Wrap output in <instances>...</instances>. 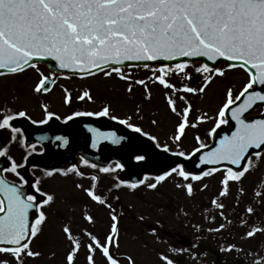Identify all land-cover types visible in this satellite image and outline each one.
<instances>
[{
	"label": "snow or ice",
	"instance_id": "6c2138e0",
	"mask_svg": "<svg viewBox=\"0 0 264 264\" xmlns=\"http://www.w3.org/2000/svg\"><path fill=\"white\" fill-rule=\"evenodd\" d=\"M48 61L54 65H50L52 71L46 75L39 64ZM140 68L150 75L134 79L132 70ZM28 70L37 74L31 91L38 96L50 93L58 76L117 78L126 82L129 94L134 85L143 87L147 101L152 99L149 85L161 87L165 90L168 110L178 117L170 137L176 150L133 122L134 115L140 116V105L134 115L124 117L114 114L107 103L97 111L77 110L61 117L42 103L44 116L37 120L29 115L27 108H15V99L6 101L0 107V264H25L26 258L42 255L31 245L43 233L48 211L57 200L54 193L44 189L43 177L56 174L90 180V186L81 182L75 187L91 203L110 210L111 223L102 238L88 228L75 235L69 225L63 226L62 232L70 243L66 264H76L82 248L86 249L85 264H97V253L104 264H137L131 254L120 253L122 214L117 215L109 197L98 191L101 174L112 176L122 172L125 164L117 160L101 165L81 155L78 164L67 168L41 167L33 157L44 155V142L50 140L63 148L69 146V136L44 134L36 137V142H29L25 130L15 124L20 119L40 126L53 119L68 125L79 117H103L151 141L152 145L140 149L131 159L138 163L151 161L160 168L159 174L146 173L136 180L114 176L112 187L107 190L109 194L121 188L156 191L164 182L174 179L175 187L192 198L197 192V182L220 173V190L210 204L219 210L223 223L205 231L220 234L234 225L225 213L224 200L231 195L233 184L242 185L246 175L264 163V0H0V78L19 79ZM233 70L245 75L241 87L226 89L215 115L203 112L191 122L193 105L187 94H205L217 79ZM173 77L180 78L179 86ZM194 78L201 81L198 87L191 86ZM60 87L64 104L71 105L72 92L63 85ZM76 99L94 100L90 89ZM177 100L184 102L182 110H178ZM207 122H214L213 126L204 136L194 137L191 150H184L181 145L186 130ZM151 124L157 125L158 121L152 119ZM85 127L92 133V149L102 150L103 142L120 145L128 138L116 131H102L87 124ZM225 127L228 132L223 131ZM12 145L23 149L19 159L12 154ZM188 162L198 171L189 168ZM83 168L94 171L85 172ZM207 188V184H202L199 190ZM238 191L243 193V187ZM255 196L264 206V189L256 191ZM256 210L253 205L245 208V217L239 221L241 226L249 225L247 217L255 215ZM83 219L89 225L96 223L87 201ZM209 219L214 224L216 216ZM137 220L142 223L145 217L140 215ZM156 225L147 226L146 232L158 243H167L158 230L163 229V224L157 220ZM193 227L197 232L202 230L199 225ZM259 233H264V227L249 225L241 238L251 239ZM82 237L87 238L86 243ZM199 247L195 242L188 247L169 244L167 249L157 250L156 256L159 264H181L176 257ZM218 252H235L238 257L242 254L246 264H264V255L246 251L235 243L220 245ZM191 254L195 259L196 254ZM203 255L206 257L208 253Z\"/></svg>",
	"mask_w": 264,
	"mask_h": 264
},
{
	"label": "rangeland",
	"instance_id": "374dc122",
	"mask_svg": "<svg viewBox=\"0 0 264 264\" xmlns=\"http://www.w3.org/2000/svg\"><path fill=\"white\" fill-rule=\"evenodd\" d=\"M39 67L46 75L50 73L45 65L39 64ZM132 71L134 79L146 78L150 75L142 68ZM37 79L34 70H28L19 79L16 77L0 78V107L6 101L15 99V108H27L29 115L36 119L44 116L41 108L42 103L48 104L50 110L62 115L67 111V105L63 102L64 93L61 85L72 91L73 99H76L84 90L90 89L94 100L89 102L93 109H100L107 103L111 105L113 110L119 112L121 117H124L125 115H134L137 105H140V116L143 119L134 115L133 122L139 123L145 131L157 136L161 143H167L173 150H176V145L170 137L174 133V125L178 117L168 110L164 97L165 90L161 87L150 84L152 99L147 101L144 99L143 87L134 85L133 92L129 94L126 91V82L117 78L105 79L102 76H97L64 79L58 76L55 88L47 95L38 96L31 91ZM244 80L245 75L242 71L233 70L229 71L226 77L217 79L206 90L205 94H187L193 105L190 121L195 122L196 117L203 112L215 115L217 106L225 98L226 89L234 87L238 90ZM173 81L178 86L180 85V78L173 77ZM71 82H73L72 86ZM200 83L199 78H194L191 81V86L198 87ZM177 107L178 110H182L185 107L184 102L177 100ZM152 119H156L158 124L152 125ZM213 123L207 122L198 128H188L181 147L184 150H191L195 144L194 137L197 134L204 136L202 132L205 133L213 126ZM204 138L208 140L207 137ZM220 179L221 174L217 173L212 177L205 178L202 182H197V192L192 198H188L183 190L175 187L174 179L164 182L156 191H150L143 187L135 191L121 188L119 194L122 214L120 253L131 254L136 259L137 264H159L156 256L157 250H165L169 244L177 247L189 246L175 243L170 234L164 233V231H168L190 238L200 245L199 248L191 249V253L196 254L195 259L192 258L190 252H185L176 257L181 264H227L228 259H233L235 252L219 253L218 247L226 243H235L246 251L259 252L264 255V233H259L251 239L241 238L248 230L249 225L264 227V206H261V201L255 196V192L260 191L257 188L258 185L261 184L260 189H264V163H260L258 168L246 175L242 185L233 184L231 195L224 200L227 205L225 213L228 218L231 219L235 214L236 217L233 220L234 225L222 233L221 236L225 240L223 243L218 238H207L206 234L209 236L210 233L205 231L209 227L223 223L218 215L219 210L214 209L210 204L211 199L218 195ZM82 183L87 187L86 182ZM47 184L51 192L56 195L57 200L52 206L53 210L48 211L49 219L44 226L43 233L35 238L31 245L33 250L41 252L42 255L37 258H26L25 264H66V254L70 250V243L62 232V228L66 224L71 227L75 235H80L83 228H88L102 238L111 223L110 210L88 201L86 194L77 189L71 180L54 181L52 179L48 180ZM202 184L208 185L204 191L199 190ZM240 187H243V193L238 191ZM237 198H239L238 205L235 202ZM86 201L89 203V211L96 217L95 225H89L83 219ZM233 204L236 207L231 208ZM249 205L256 207V213L247 217L249 225L241 226L239 221L245 217V208ZM140 215L145 217V221L142 223L137 220ZM210 216H216L214 224L210 221ZM157 220L163 224V229L158 228V230L167 243H158L146 232L147 226H157ZM193 225H199L202 230L197 232ZM202 233H205L204 237L200 236ZM82 240L87 242L86 237H82ZM204 252L208 253L206 257L203 255ZM78 255L76 264H85L86 249L82 248ZM96 262L97 264H104L100 253L96 255Z\"/></svg>",
	"mask_w": 264,
	"mask_h": 264
},
{
	"label": "water",
	"instance_id": "95a60500",
	"mask_svg": "<svg viewBox=\"0 0 264 264\" xmlns=\"http://www.w3.org/2000/svg\"><path fill=\"white\" fill-rule=\"evenodd\" d=\"M40 63L45 64L51 70L50 65H54L52 61ZM15 124L25 130V135L28 137L29 142H36V137L44 134H47L49 137L56 135L69 136V146L63 148L57 147L50 140L44 142L46 149L44 155L33 157V160L39 162L41 167L58 166L61 158L65 156L68 158L72 152H78L100 164H107L112 159L119 160L125 164V169L120 172L119 177L125 180L141 179L146 173L157 175L160 172V168L149 160L138 163L134 159H131L134 153L152 145L151 141L146 137L140 136V134L132 133L123 125L111 124V122L102 118L79 117L69 122L68 125L60 124L55 119L47 125L40 126L32 125L30 121L24 119L17 120ZM86 124L100 128L102 131H116L118 135L127 136L128 138L120 145H111L108 142H103L102 150L92 149L90 147L92 133L85 127ZM223 131L228 132L229 130L224 128ZM156 151L159 150L157 149ZM161 155L167 154L162 153ZM188 167L194 171H198L191 162H188Z\"/></svg>",
	"mask_w": 264,
	"mask_h": 264
},
{
	"label": "flooded vegetation",
	"instance_id": "af4514ba",
	"mask_svg": "<svg viewBox=\"0 0 264 264\" xmlns=\"http://www.w3.org/2000/svg\"><path fill=\"white\" fill-rule=\"evenodd\" d=\"M74 82V80H72ZM73 82H71V86L73 85ZM55 88V86L53 87V89ZM73 94V93H72ZM44 95H47V94H44ZM77 110H80V111H97L99 109H93L92 108V104L88 101V100H85V101H79L78 99H73L72 101V104L71 105H67V111L66 113L60 115L61 117L63 116H66V115H69L71 114L73 111H77ZM114 114H117L119 116H121V114L119 112H117L116 110H114ZM43 117L41 118H38L37 120L39 119H42ZM61 121V120H60ZM11 152L12 154H14L17 159L20 158V156L23 154V149H20L14 145H12L11 147ZM79 157L80 155H73L71 160H66L62 166H60L59 168H67L69 166H71L72 164H78L79 163ZM114 161H112L111 163H113ZM82 170H84L85 172H92L94 170L92 169H88V168H83ZM11 178V177H9ZM77 177L72 175V174H69V176L67 177H64L62 175H59V174H56L54 175L53 177L51 178H47V177H43V187L46 191H49L51 192L50 188L48 187V184H47V181L48 180H52L54 179V181H61V180H74L76 179ZM82 181H85L86 183H88V179H84ZM52 193V192H51ZM120 200V199H119ZM117 201V204H118V207L114 206L115 208V211L118 215H121V202L120 201ZM51 211L53 210V208L50 209Z\"/></svg>",
	"mask_w": 264,
	"mask_h": 264
},
{
	"label": "trees",
	"instance_id": "16d2710c",
	"mask_svg": "<svg viewBox=\"0 0 264 264\" xmlns=\"http://www.w3.org/2000/svg\"><path fill=\"white\" fill-rule=\"evenodd\" d=\"M228 264H245V261L242 257H239L237 260L229 261Z\"/></svg>",
	"mask_w": 264,
	"mask_h": 264
}]
</instances>
